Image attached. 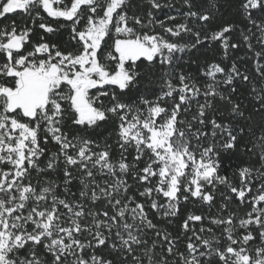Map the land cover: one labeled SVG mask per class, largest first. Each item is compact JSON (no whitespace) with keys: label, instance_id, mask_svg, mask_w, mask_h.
I'll return each mask as SVG.
<instances>
[{"label":"snow or ice","instance_id":"1","mask_svg":"<svg viewBox=\"0 0 264 264\" xmlns=\"http://www.w3.org/2000/svg\"><path fill=\"white\" fill-rule=\"evenodd\" d=\"M0 264H264V0H0Z\"/></svg>","mask_w":264,"mask_h":264}]
</instances>
